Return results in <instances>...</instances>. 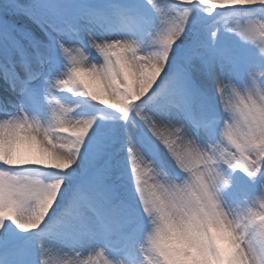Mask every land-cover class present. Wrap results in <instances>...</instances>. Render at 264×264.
Masks as SVG:
<instances>
[{
  "label": "snow or ice",
  "instance_id": "1",
  "mask_svg": "<svg viewBox=\"0 0 264 264\" xmlns=\"http://www.w3.org/2000/svg\"><path fill=\"white\" fill-rule=\"evenodd\" d=\"M53 253L264 264V0H0V264Z\"/></svg>",
  "mask_w": 264,
  "mask_h": 264
},
{
  "label": "rangeland",
  "instance_id": "2",
  "mask_svg": "<svg viewBox=\"0 0 264 264\" xmlns=\"http://www.w3.org/2000/svg\"><path fill=\"white\" fill-rule=\"evenodd\" d=\"M238 23H240V22L237 21V20H233V19L229 18V19L224 20V21L221 22V27L223 28L224 26L227 25V26H230L232 28H235ZM229 39H232V38L229 37ZM72 99L79 100L80 98H72V97H69V99L68 100H65L64 102L67 104V105H65L66 107L69 106V107H72L73 108L74 111L71 114V116H72L73 119H77V118H80L77 115V113L81 112L85 108V105L80 104L79 106H77V104L71 102ZM92 115L99 116V115H101V113L93 112ZM48 259H50L52 261V264H56V261L58 260V256H57L56 253H53L50 257H48Z\"/></svg>",
  "mask_w": 264,
  "mask_h": 264
},
{
  "label": "clouds",
  "instance_id": "3",
  "mask_svg": "<svg viewBox=\"0 0 264 264\" xmlns=\"http://www.w3.org/2000/svg\"><path fill=\"white\" fill-rule=\"evenodd\" d=\"M164 243H171V241H169V240H165V241H163Z\"/></svg>",
  "mask_w": 264,
  "mask_h": 264
}]
</instances>
